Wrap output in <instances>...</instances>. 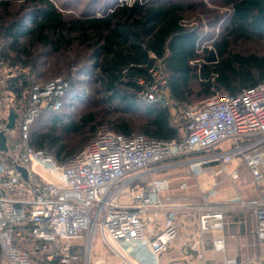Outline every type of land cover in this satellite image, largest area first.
Masks as SVG:
<instances>
[{"label":"built area","instance_id":"2783aa9c","mask_svg":"<svg viewBox=\"0 0 264 264\" xmlns=\"http://www.w3.org/2000/svg\"><path fill=\"white\" fill-rule=\"evenodd\" d=\"M71 70L78 72L76 66ZM11 72L0 60V104L4 94L11 95L7 91ZM153 74L159 84L140 93L149 104L164 99L159 86L166 85L159 70ZM68 88L64 79L33 84L23 109L11 97L1 104L6 113L0 115V133L7 137L8 150L0 151V264H37L33 256L46 251L59 264H79L76 250L88 242L86 239L93 243L97 235L119 258V264H132L129 253L142 251H149L157 264L177 239L178 224L175 213L163 201L171 181H145L162 171L164 167L159 165L166 162L183 159L176 166L188 167L187 175H192L197 169L202 172L205 165L231 164L244 157L254 182L260 185L264 181L262 156L248 155L264 141V82L236 96L217 94L201 105L188 106L187 134L181 141L104 131L78 155L59 163L31 146L30 133L44 109H61ZM45 101L49 103L44 107ZM14 108L16 124L9 130ZM225 144H230V149L222 152L219 148ZM19 169L27 171V180ZM255 214L257 237L264 241V206ZM222 220L221 213H202L201 233L218 231ZM151 222L160 225L159 232L148 230ZM27 230L26 240L39 243L35 253L18 245ZM212 244L216 253L225 251L222 237L213 239ZM88 251L86 248L90 264Z\"/></svg>","mask_w":264,"mask_h":264},{"label":"trees","instance_id":"16d2710c","mask_svg":"<svg viewBox=\"0 0 264 264\" xmlns=\"http://www.w3.org/2000/svg\"><path fill=\"white\" fill-rule=\"evenodd\" d=\"M31 1L46 5V9L33 19V28L22 23L0 25V35L4 41H10V49L0 51V60L12 70L13 75L7 81V90L21 99L29 95L33 84H40L34 82L32 73H27L29 54L20 40L35 37L56 50L63 45L64 34L76 31L85 40L92 36L97 59L93 67L94 77L101 92L108 96L107 102L118 104L119 110L139 112L145 121L135 134L129 121L117 120L113 127L109 126L113 133L125 137L139 134L160 141H181L187 134L186 108L193 105L195 94L206 100L217 94L236 96L264 82V54H242L234 50L240 42L264 41V0H226L230 13L224 33L201 52L198 50L200 37L197 31L187 29L185 25L186 10H196L199 5L186 6L176 2L178 0H153L156 4L136 3L105 18L65 21L48 0ZM7 5V2L0 1V9ZM73 66L80 71L79 66ZM156 70L166 80V85L159 86L165 103L158 98L149 104L138 94L159 84L153 74ZM76 76L77 73L69 69L64 80L70 88L77 84ZM64 107L65 101L60 110L44 109L42 115L59 113ZM173 109H181L180 114L176 116ZM12 110L18 114L16 108ZM82 122L63 129L66 135L86 137L75 147L65 146L58 131L40 127L31 133V146L51 154L60 163L66 162L96 138L99 129L93 126L85 132L86 125L90 126L86 119ZM52 123L56 126L59 121L56 119ZM259 151H264V146ZM27 233L28 230L22 233L18 245L35 253L39 243H29ZM50 253L39 264H59L50 258Z\"/></svg>","mask_w":264,"mask_h":264},{"label":"rangeland","instance_id":"374dc122","mask_svg":"<svg viewBox=\"0 0 264 264\" xmlns=\"http://www.w3.org/2000/svg\"><path fill=\"white\" fill-rule=\"evenodd\" d=\"M2 1V0H0ZM7 2V6L0 9V25L10 24V23H22L28 28L34 27L33 19L41 14V11L46 9V5L34 3L31 0H3ZM56 9L57 12L63 15L65 21L72 20H83V19H94V18H105L112 13H116L122 7H131L132 5L139 3L143 5H153L156 4L153 0H48ZM176 2L184 3V5H199V8L196 10H186V20L185 25L187 29H193L197 31L198 36L200 37V42L198 50L201 52L203 48H209L214 41L222 36L226 24L228 23L230 8L226 6V0H178ZM39 18V17H38ZM65 40L63 45L53 50L50 46L45 45L43 42H39L35 37L24 38L20 40V44L27 50L29 54L28 65L29 69L27 73H32L34 76V82L40 83L42 85L48 83L51 79H65L69 74V69L72 65H77L80 67V71L73 72L77 73L75 81L77 84L73 88H68L63 102L65 101L64 109L59 113H44L33 125L31 128V133L38 129L39 127L42 130L48 131H58L61 133L62 143L70 147H75L78 145L80 140H84L83 136L77 137L75 134H64V127L67 125H79L83 123V119L88 121L89 126L86 125L85 132L89 131V128L95 126L99 130L96 133V138L104 131H111L109 126L114 125L115 121L120 119H125L131 123L132 130L135 134L142 129L145 124V121L142 119L139 112L130 111V110H119V106L116 103L107 102V95L101 92L99 84L95 81L96 72L93 67L97 62L95 57L94 50V41L92 36H89V40H85L79 37V33L74 31L72 34H64ZM56 36H54L55 38ZM69 42V43H67ZM10 41H4L0 35V51L5 48L6 50L10 49ZM9 48V49H8ZM234 50L242 54H264V41H247L240 42L235 47ZM71 67V68H70ZM90 68V70H88ZM93 70V71H92ZM95 73V75H94ZM93 74V75H91ZM51 80V81H52ZM8 91V90H7ZM11 95L4 94L1 98V104H4L3 99H11L14 103L18 104L23 108L27 101L28 95L25 98L17 99L15 95L8 91ZM140 97V93L138 94ZM208 101L205 98H200L196 94L194 95L192 102L193 105H201L204 102ZM49 103V101L44 102V107ZM0 104V105H1ZM5 105L0 106V115H4ZM181 109H173V113L178 116ZM58 120L59 123L56 126H53V121ZM94 120L93 121H91ZM16 124V123H15ZM30 133V134H31ZM95 138V139H96ZM31 141V135H30ZM227 146V145H226ZM264 146L263 143L259 144L252 152L248 155L255 154L261 155L264 160V151H259L261 147ZM225 146H222V152ZM211 152L204 154V156L209 155ZM47 154V153H46ZM49 155V154H47ZM50 156H52L50 154ZM53 157V156H52ZM53 159H55L53 157ZM185 160V159H184ZM183 159L179 160V162ZM237 161L244 164L246 169H248L251 174L247 164L245 163L244 157L236 158L233 163ZM58 162V161H57ZM60 163V162H59ZM231 164H222L216 163L218 165V173L229 178L235 187H241L243 185L240 180L239 173L234 171H229V166ZM164 166V163L159 165ZM204 169L202 172H199V169L193 171L192 175L197 176L200 182L206 184L207 180L206 172L209 175L215 173L212 170ZM185 173L188 171V167H183ZM217 174V173H216ZM187 175V174H186ZM237 175V179H234L233 176ZM252 176V174H251ZM164 174H157L155 176H148L146 182H149L153 178H164ZM253 178V176H252ZM255 185L254 179L252 180ZM184 185L187 186L186 183ZM264 188V181L260 184ZM186 188V187H185ZM203 195L211 197L215 195L216 191L213 188H204ZM206 197V196H205ZM261 206H264V202L260 203L254 210H257ZM255 214V211H254ZM256 217V214H255ZM200 218V217H199ZM223 223V220H222ZM213 232V231H209ZM256 235H257V218H256ZM178 237V236H177ZM258 238V237H257ZM83 247H80L81 253L79 254L81 260L79 264H88V256L86 248L91 249L92 245L96 241L100 242L101 248L98 253H96L95 248L94 252L91 255L90 264H119V258L114 255L105 245L101 242L99 236L97 235L91 243V239H86ZM261 241V240H260ZM213 246V244H212ZM226 249V246H225ZM214 250V248H213ZM89 252V251H88ZM225 252V251H224ZM50 252H43L38 256H33L35 262L39 264L41 260H46V255ZM222 253V252H220ZM51 254V253H50ZM89 261H90V252H89ZM132 262V261H131ZM133 264V263H132Z\"/></svg>","mask_w":264,"mask_h":264},{"label":"crops","instance_id":"0c3cea01","mask_svg":"<svg viewBox=\"0 0 264 264\" xmlns=\"http://www.w3.org/2000/svg\"><path fill=\"white\" fill-rule=\"evenodd\" d=\"M224 146L228 150L231 145ZM176 163L180 162L176 160L164 163V169L158 173L164 174V178L171 181V189L163 195V201L176 215L178 237L168 251L159 256L157 264H264V241L257 238L254 214V209L264 202V188L253 183L244 164L235 161L229 166V171L236 170L240 175L243 185L239 188L229 178L218 173L216 164L205 167L215 173L209 175L206 172L204 177H209H206L207 182L204 184L197 176L186 175L184 168L176 166ZM205 187H214L216 194L205 198ZM205 200L211 203L207 204ZM206 212L223 215V223L218 231L201 233L199 217ZM158 218L162 225L163 216ZM160 225L151 222L147 228L157 233ZM216 237L224 239L225 252L216 253L213 250L212 242ZM101 242L103 243L102 240ZM94 248L96 253L102 250L99 241L90 249V263ZM76 252L81 253L80 249ZM129 259L133 264L156 263L149 251L129 253Z\"/></svg>","mask_w":264,"mask_h":264},{"label":"water","instance_id":"95a60500","mask_svg":"<svg viewBox=\"0 0 264 264\" xmlns=\"http://www.w3.org/2000/svg\"><path fill=\"white\" fill-rule=\"evenodd\" d=\"M162 101L165 103L164 99H162ZM16 119H17V114L11 111L7 129L12 130L15 128ZM7 150H8L7 137L5 136L4 133H0V151L5 152ZM19 170L23 173L24 179L27 180V171L25 169H19Z\"/></svg>","mask_w":264,"mask_h":264}]
</instances>
